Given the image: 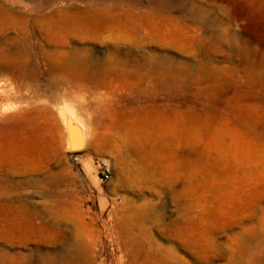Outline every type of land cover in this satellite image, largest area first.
Segmentation results:
<instances>
[{
  "label": "rangeland",
  "instance_id": "obj_1",
  "mask_svg": "<svg viewBox=\"0 0 264 264\" xmlns=\"http://www.w3.org/2000/svg\"><path fill=\"white\" fill-rule=\"evenodd\" d=\"M197 1L209 12L203 23L168 13L180 41L134 48L169 73L142 85L114 78L137 69L133 59L111 64L113 41L70 38L42 17L69 1L0 0V215L21 221H12L15 240L0 238V254L34 264H140L148 252L186 264H264V0ZM61 110L93 156L61 142ZM39 227L46 240L20 233Z\"/></svg>",
  "mask_w": 264,
  "mask_h": 264
},
{
  "label": "bare ground",
  "instance_id": "obj_2",
  "mask_svg": "<svg viewBox=\"0 0 264 264\" xmlns=\"http://www.w3.org/2000/svg\"><path fill=\"white\" fill-rule=\"evenodd\" d=\"M35 1V0H34ZM39 3H41L42 5H39L40 7L44 8L47 5H54V1L55 0H36ZM69 1L68 4H66L64 7H55L49 14H45L42 17H51V19H55L56 23L58 24L59 28L66 34V35H78L81 36L84 39H97V40H101V41H106V39L108 38L110 41H113L114 46L112 47V52L113 55L115 56V60L112 61L111 64L114 65H118L121 66L120 68H122V65L126 64H133L134 63V67H136L137 70L133 71L132 69L130 70H126V67L123 68L125 71H121V72H116L115 74H113L117 79H121L125 82H128L132 79H137L139 84H142L145 82V80L147 79H152V81L155 79H160V80H166L167 78L169 79V76L167 73H161L155 70V66H157L154 61V56L153 55H148L146 57H141L139 55V52L136 51V49H134L136 46H138L139 44H141V42H147L149 40H160L163 45L165 44V46H171L172 44H174L175 42L180 41L177 38V35H175L173 33V31L170 30L169 25L170 24H177V21L172 18L171 16H169V12L172 10H179L182 13L186 14V15H190V17H193L194 19H196L198 22L203 23L206 20V17H209V12L203 10L202 8H199L198 6V1L197 0H181V5H175L174 3H172L171 1L169 2V0H149L150 4L152 5V8L150 10L147 11H141L140 9L137 8L140 0H113L112 4L110 3V5L107 6L106 4V0H81L84 2L83 5H80L76 2V0H67ZM98 1V2H96ZM108 3V2H107ZM96 4L98 6H96ZM109 4V3H108ZM15 5V4H14ZM13 5V7H14ZM99 5L103 6L100 7ZM7 7V6H6ZM4 6H0V12L4 13ZM27 12V11H25ZM39 12V11H38ZM42 13V12H41ZM11 14V13H10ZM27 14V13H26ZM24 14V15H26ZM29 14V13H28ZM27 14V15H28ZM36 14V13H35ZM31 15V13H30ZM34 15V14H33ZM32 16V15H31ZM30 16V17H31ZM2 17V16H1ZM11 17V16H10ZM27 17V16H26ZM185 17V16H184ZM25 18V17H24ZM29 18V17H28ZM33 18V16H32ZM35 18V17H34ZM33 18V19H34ZM39 18V16H38ZM189 18V17H188ZM3 19V18H2ZM14 19V18H13ZM22 19V18H21ZM36 19V18H35ZM7 20V19H6ZM25 20V19H22ZM31 20V19H30ZM40 20V18H39ZM42 20V19H41ZM40 20V21H41ZM13 21V20H12ZM35 21V20H34ZM47 21V20H46ZM52 22V21H51ZM45 23V22H44ZM55 23V25H56ZM3 24V23H2ZM40 24V23H39ZM43 24V23H42ZM29 25V23H28ZM54 25V24H53ZM52 25V26H53ZM183 26V25H182ZM57 27V26H56ZM187 27V26H186ZM189 28V27H188ZM49 29V28H48ZM47 29V30H48ZM55 29V28H54ZM146 30V32L148 33L147 38L142 39L141 38V33L142 31ZM183 30V29H181ZM49 31V30H48ZM51 31V30H50ZM53 31V28H52ZM59 31V30H58ZM28 32V31H27ZM57 32V31H56ZM60 32V31H59ZM53 34V33H52ZM63 34V33H62ZM64 34V37H65ZM186 35V34H185ZM63 36V35H62ZM69 37V36H68ZM60 39V38H59ZM58 39V40H59ZM7 41V40H6ZM74 41V40H73ZM87 41V40H86ZM90 41V40H89ZM65 42V41H64ZM187 42V41H186ZM7 43V42H6ZM51 43V42H50ZM57 43V42H56ZM99 43V42H98ZM159 44V43H157ZM69 45V44H68ZM162 45V46H163ZM178 45V44H177ZM183 45V44H182ZM61 46V45H60ZM63 46V45H62ZM145 46V45H144ZM166 46V48H167ZM87 47V46H85ZM180 47L182 49V46L180 44ZM63 48V47H62ZM75 48V47H74ZM169 48V47H168ZM39 49V48H38ZM55 49V48H54ZM64 49V48H63ZM67 49V48H66ZM187 49V48H186ZM90 50V49H89ZM183 50V49H182ZM66 51V50H65ZM88 51V50H87ZM186 52V50H184ZM78 52V51H77ZM56 53V52H55ZM84 53V52H83ZM67 55V52H66ZM79 55V54H78ZM90 56V55H89ZM158 57V56H156ZM155 57V58H156ZM95 58V57H94ZM141 58L143 59V61L141 60ZM231 58V57H230ZM62 59V58H61ZM87 59V58H86ZM89 59V58H88ZM134 61H131V60ZM157 59V58H156ZM160 59V56H159ZM59 60V58H58ZM109 61V60H108ZM131 61V62H130ZM173 61V60H172ZM251 61V60H250ZM53 62V61H52ZM99 62V61H97ZM157 62V61H156ZM159 62V61H158ZM162 62V61H161ZM166 62V61H165ZM249 62V59H248ZM56 63V62H55ZM59 63V62H58ZM92 63V62H91ZM90 63V64H91ZM186 63V62H183ZM261 63V62H259ZM61 64V63H60ZM98 64V63H97ZM110 64V63H109ZM161 64V63H158ZM171 64V63H170ZM168 64V65H170ZM180 64V63H179ZM189 64V63H188ZM203 64V63H202ZM93 65V64H92ZM95 65V64H94ZM100 65H103L102 63ZM181 65V64H180ZM183 65V64H182ZM113 66V65H112ZM131 66V65H129ZM133 66V65H132ZM160 66V65H159ZM205 66V65H203ZM207 66V65H206ZM74 67V66H73ZM72 67V68H73ZM76 67V65H75ZM97 67V66H96ZM95 67V68H96ZM116 67V66H115ZM132 67V68H134ZM180 67V66H179ZM64 68V67H63ZM102 68V67H100ZM99 68V69H100ZM106 68V67H105ZM111 68V66H110ZM114 68V66H113ZM117 68V67H116ZM130 68V67H128ZM127 68V69H128ZM159 68V67H157ZM162 68V67H161ZM69 69V68H67ZM109 69V67H108ZM183 69V68H182ZM180 69V70H182ZM207 69V68H206ZM214 69V68H213ZM97 70V69H96ZM169 70V69H168ZM98 71V70H97ZM113 71V70H112ZM161 71V70H160ZM102 72V71H100ZM104 72V70H103ZM107 72V71H105ZM104 72V73H105ZM164 72V71H163ZM178 72V71H177ZM175 72V74L177 73ZM185 72V71H184ZM183 72V73H184ZM211 72V71H210ZM83 73V72H82ZM114 73V72H113ZM172 75L173 72L171 71ZM179 73V72H178ZM182 73V72H181ZM103 74V73H101ZM180 74V73H179ZM197 74V72H196ZM212 74V73H211ZM79 75V74H78ZM77 75V76H78ZM171 75V76H172ZM181 75V74H180ZM215 75V74H214ZM76 76V75H75ZM187 76V75H186ZM206 76V75H205ZM81 77V76H80ZM87 77V76H86ZM173 77V76H172ZM196 77V75H195ZM107 78H110V75H104L103 76V80H106ZM174 78V77H173ZM76 79V78H75ZM179 79V78H178ZM183 79V78H182ZM198 79V78H197ZM80 80V79H78ZM116 80V79H115ZM159 80V81H160ZM84 81V80H83ZM158 81V82H159ZM110 82V81H109ZM108 82V83H109ZM135 82V81H134ZM149 82V81H148ZM170 82V80H169ZM106 83V82H105ZM150 83V82H149ZM201 83V80H200ZM127 84V83H126ZM137 84V83H136ZM135 84V86H136ZM138 84V85H139ZM158 84V83H157ZM167 84V83H166ZM143 85V84H142ZM141 85V86H142ZM145 85V84H144ZM155 85V83H154ZM153 85V86H154ZM161 85V82H160ZM202 85V84H200ZM133 86V85H132ZM147 86V85H146ZM168 86V85H167ZM83 87V86H82ZM138 87V86H137ZM144 87V86H143ZM152 87V86H151ZM150 87V90H151ZM161 87V86H160ZM164 87V86H163ZM197 87V86H196ZM148 88V87H147ZM155 88V87H154ZM165 88V87H164ZM171 88V87H170ZM144 90V89H143ZM147 90V89H146ZM154 90V89H153ZM163 90V89H162ZM161 90V91H162ZM172 90V89H171ZM149 91V90H148ZM152 91V90H151ZM166 91V90H165ZM169 91V90H168ZM144 92V91H143ZM150 92V91H149ZM158 92V91H157ZM82 99V98H81ZM78 121V120H76ZM142 122V121H141ZM76 123V122H75ZM79 122L76 123V125ZM127 123V122H126ZM124 123V125L126 124ZM144 123V122H143ZM142 123V124H143ZM149 123V122H148ZM68 126H70L72 129H76L78 127L75 128L74 125H71L70 123H68ZM81 126V123L79 124ZM128 125V124H126ZM125 125V126H126ZM146 125V124H145ZM148 125V124H147ZM124 126V127H125ZM130 126V124L128 125ZM142 126V125H141ZM148 127V126H147ZM83 128V127H82ZM142 128V127H141ZM140 128V130H141ZM84 129V128H83ZM130 129V128H129ZM84 131V130H82ZM136 131V129H135ZM144 131V129L142 130ZM127 132V131H126ZM130 132V131H129ZM137 132V131H136ZM144 133V132H143ZM84 135V133L82 134ZM137 136V135H136ZM139 136V135H138ZM135 137H133L134 139ZM140 139V138H138ZM130 141V140H129ZM124 142H126L124 140ZM3 189V188H2ZM6 190V187H5ZM3 191V190H2ZM7 192V190H6ZM8 194V193H7ZM6 194H4V197ZM11 195V194H10ZM9 195V196H10ZM16 195V194H15ZM18 196V194H17ZM2 198V197H0ZM56 198V197H55ZM4 199V198H3ZM9 198H5L4 200H8ZM10 201V199H9ZM8 201V202H9ZM21 201V200H20ZM19 201V202H20ZM28 201V200H27ZM6 202V201H5ZM13 202V201H12ZM16 202V201H15ZM1 203V202H0ZM17 203V202H16ZM21 203V202H20ZM20 203L18 205H20ZM5 204V203H4ZM15 204V203H14ZM36 204V203H35ZM8 205V204H7ZM16 205V204H15ZM14 205V206H15ZM17 205V206H18ZM25 205V204H24ZM23 205V206H24ZM1 206V205H0ZM3 206V205H2ZM1 206V207H2ZM16 206V207H17ZM7 207H11L10 205H8ZM4 208V207H3ZM25 208V207H24ZM6 209V208H5ZM11 209V208H10ZM26 209V208H25ZM24 209V210H25ZM4 211V210H2ZM8 211V210H7ZM5 210V212H7ZM21 211V210H20ZM43 211V210H42ZM52 211V210H51ZM25 212H29L25 210ZM24 212V213H25ZM8 213V212H7ZM5 214V216H1L0 215V238L1 239H5L7 241L12 242L13 240L16 239V223L20 222L18 220H20L19 216L13 215L11 212V214ZM18 213V212H17ZM22 213V212H20ZM22 213V214H24ZM34 213V211L32 212ZM37 214V213H36ZM39 214V213H38ZM52 214V213H51ZM28 215V214H27ZM39 215H36V217ZM45 216V215H44ZM50 216V215H49ZM23 217V216H22ZM34 217V216H33ZM51 217V216H50ZM56 217V215L54 216V218ZM40 218V217H38ZM58 218V217H57ZM52 219V218H50ZM13 220L16 221V223L12 222ZM24 220V217H23ZM27 220V219H26ZM31 220V219H30ZM33 220V219H32ZM31 220V221H32ZM45 221V219H42ZM56 220V219H55ZM18 221V222H17ZM35 221V219H34ZM27 224H29V219L26 221ZM41 222V221H40ZM23 223V222H22ZM21 223V225L23 226V224ZM31 223V222H30ZM39 223V222H38ZM34 224V223H33ZM25 225V224H24ZM36 225V224H35ZM39 225V224H38ZM30 226V225H29ZM37 226V225H36ZM52 226V224H51ZM18 227V226H17ZM26 227V226H25ZM48 227V226H47ZM46 227V228H47ZM24 229V226L22 227ZM21 228V229H22ZM43 228V227H41ZM45 228V227H44ZM45 229L40 230V227L37 229H34L33 231H27V232H19L22 233L21 235L26 234L27 236H32V237H36V238H42L46 240V238L43 236L45 235ZM49 228V227H48ZM22 229V230H23ZM27 229V228H26ZM32 229V228H31ZM57 229V228H55ZM16 230V232H15ZM58 230V229H57ZM25 231V229H24ZM54 231H50L49 233ZM48 234V232H46ZM56 233V232H55ZM54 233V234H55ZM51 235V234H48ZM129 235V234H128ZM132 235V234H131ZM147 235V233H146ZM20 235H18L17 237H19ZM47 236V235H46ZM21 237V236H20ZM23 237V236H22ZM25 237V236H24ZM128 237V236H127ZM141 238V237H140ZM23 239V238H22ZM28 239H32V238H28ZM36 239V240H38ZM24 240V239H23ZM22 240V241H23ZM128 240V239H127ZM6 241V242H7ZM52 241V240H50ZM54 241V240H53ZM52 241V242H53ZM56 241V239H55ZM140 241V240H139ZM138 241V242H139ZM15 242V241H14ZM27 242V240H26ZM126 242V241H125ZM23 243V242H22ZM145 244V242H144ZM147 244V243H146ZM13 245V244H12ZM21 245V244H20ZM127 245V244H126ZM131 245V244H128ZM142 245V244H141ZM154 245V244H153ZM129 247V246H128ZM144 247V246H143ZM150 247V246H149ZM158 248V247H157ZM129 249V248H128ZM160 249V248H159ZM162 250V249H160ZM139 251V248H138ZM158 252V251H157ZM39 253V252H38ZM41 253V252H40ZM159 253V252H158ZM156 252H148L145 255V258L140 262V264H186L182 263V260H179L177 256H175L177 258V260L175 261H169L166 260L165 258H163L161 255H159ZM162 253V252H161ZM254 253V252H253ZM45 254V253H44ZM70 254V253H69ZM138 254V253H137ZM141 254V253H140ZM246 254V253H244ZM248 254V253H247ZM136 255V254H135ZM249 255V254H248ZM257 255V254H256ZM165 256V255H164ZM242 256V255H241ZM245 256V255H244ZM252 256V255H250ZM29 257V256H28ZM31 257V256H30ZM37 257V256H36ZM61 257V256H60ZM138 257V256H137ZM137 257H135L137 259ZM249 257V256H247ZM17 258V257H16ZM16 258L14 256H12L11 254L8 253H3L0 254V264H34L33 261L31 260H27V259H23V260H16ZM45 258V256H44ZM47 258V257H46ZM52 258V257H51ZM133 258V259H135ZM253 258V256H252ZM256 258V257H255ZM29 259V258H28ZM33 259V258H31ZM50 259V258H49ZM48 259V260H49ZM172 259V258H169ZM243 260V257L241 258ZM40 260V258H39ZM47 259L45 260H40L41 263L39 264H55L56 261L55 259H50V261H48ZM138 260V259H137ZM240 259H238L239 261ZM246 260V259H245ZM255 260V259H254ZM260 260V259H259ZM38 261V260H37ZM39 261V262H40ZM245 262V263H244ZM252 262V261H251ZM59 263V262H58ZM57 263V264H58ZM73 263V262H72ZM238 263V262H237ZM236 262L233 264H237ZM243 264H246V261L243 260L242 262ZM241 263V264H242ZM138 264V263H137ZM232 264V263H229ZM240 264V263H239ZM252 264V263H249Z\"/></svg>",
  "mask_w": 264,
  "mask_h": 264
},
{
  "label": "water",
  "instance_id": "obj_3",
  "mask_svg": "<svg viewBox=\"0 0 264 264\" xmlns=\"http://www.w3.org/2000/svg\"><path fill=\"white\" fill-rule=\"evenodd\" d=\"M61 117L63 119V125L66 129V132H67V141H68V148L71 150V151H80L84 148V144L83 143H76L74 138H76V136L78 135V132L74 129H72L70 126H68L65 122V117H64V114H63V111L61 110Z\"/></svg>",
  "mask_w": 264,
  "mask_h": 264
},
{
  "label": "built area",
  "instance_id": "obj_4",
  "mask_svg": "<svg viewBox=\"0 0 264 264\" xmlns=\"http://www.w3.org/2000/svg\"><path fill=\"white\" fill-rule=\"evenodd\" d=\"M98 167L100 170L101 179L103 181H109L112 178V167L108 160L101 159L98 162Z\"/></svg>",
  "mask_w": 264,
  "mask_h": 264
},
{
  "label": "crops",
  "instance_id": "obj_5",
  "mask_svg": "<svg viewBox=\"0 0 264 264\" xmlns=\"http://www.w3.org/2000/svg\"><path fill=\"white\" fill-rule=\"evenodd\" d=\"M65 135L66 134H63L62 135V137H61V142L62 143H64V146L66 147V137H65ZM94 151H95V149H94V147L89 143H87V146L85 147V148H83L82 150H80V151H75V153L77 154V153H81V154H84L87 158L88 157H91V156H93V154H94Z\"/></svg>",
  "mask_w": 264,
  "mask_h": 264
}]
</instances>
